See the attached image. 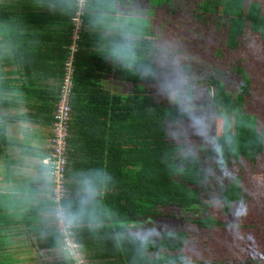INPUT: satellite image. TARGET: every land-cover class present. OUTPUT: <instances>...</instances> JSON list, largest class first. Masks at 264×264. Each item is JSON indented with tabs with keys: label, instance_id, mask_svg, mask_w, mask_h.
<instances>
[{
	"label": "trees",
	"instance_id": "1",
	"mask_svg": "<svg viewBox=\"0 0 264 264\" xmlns=\"http://www.w3.org/2000/svg\"><path fill=\"white\" fill-rule=\"evenodd\" d=\"M77 1L0 0V148L13 144L8 124L27 116L12 111L29 107L37 110L38 114H33L36 119L44 115L46 124L53 121L72 59L68 151L70 154L76 137L94 140L102 151L100 156L104 154L100 169L102 164L106 172L104 208L100 206L105 221L89 231V242L76 234L83 252H96L88 257L91 264H252L243 257L230 261L225 253L229 245L251 255L257 245L264 244V193H257L262 184L264 189V179L256 183V195L247 190L239 173L227 179L223 170L224 177H218L216 183L210 161L204 157L218 159L222 169L247 158L264 160V117L250 114L246 95L229 93L226 85L213 80L206 85L207 91L213 92L210 105L217 114H226L225 124L229 125L226 133L211 140L217 159L212 156L214 150L204 147L201 140L182 142L176 136L196 130L198 116L182 105L168 106L158 99L160 88L151 83L159 67L149 57L150 48L145 50L144 43L137 42V49L124 53L120 65L91 54V15L98 11L94 0H87L78 50L72 52ZM223 4L231 48L248 25L264 34L260 1L247 5L245 0H225ZM198 9L205 12L211 8L200 3ZM133 56L138 60L128 65ZM116 72L131 83L126 94L112 93L102 83ZM33 100L35 104L28 103ZM3 110L10 113L3 114ZM65 205L69 216L67 199ZM198 207L202 214L194 213ZM3 224L0 203V231ZM28 224L31 227L32 221ZM243 229L246 235L241 234ZM199 230L213 237L196 240ZM233 232L229 241L219 242L217 235ZM47 233L45 247L61 245L57 230ZM0 264H5L1 253Z\"/></svg>",
	"mask_w": 264,
	"mask_h": 264
},
{
	"label": "rangeland",
	"instance_id": "2",
	"mask_svg": "<svg viewBox=\"0 0 264 264\" xmlns=\"http://www.w3.org/2000/svg\"><path fill=\"white\" fill-rule=\"evenodd\" d=\"M131 1L132 12H136L131 23L136 25V28H133L132 32L127 35L129 49L125 53L137 49V42L144 43L145 50L150 48L149 57L159 67L154 73L156 79L151 83L160 88L157 94L158 99L161 98L162 102L168 106L182 105L198 116L196 121H199V124L196 130L176 137L182 142H189L192 139L201 140L206 143L204 147L214 150L212 156L217 159L218 155L211 140L226 133L229 125L225 124L226 114H217L210 105L213 92L209 93L206 85H211L213 80H219L226 85L229 93H243L246 95V108L250 114L264 117V34L256 33L252 25H248L245 34L237 40L236 47L231 48L228 44V21L221 8L225 5L223 4L225 0ZM251 1L256 0H245L247 5ZM257 1L264 6V0ZM163 3L164 7H157ZM200 3L209 6L210 11L200 12L198 9ZM262 9L264 14V8ZM158 15L159 20H156ZM136 60L138 58L133 56L129 58V61L127 60V63L130 65ZM116 75H120L119 72H116ZM155 85H151L152 90ZM110 87L116 94L122 95L128 92L131 83L116 82ZM245 89H248L249 93L245 92ZM262 130L264 134L263 124L261 125ZM17 133H19L18 129L13 128L12 138L18 139ZM208 139L210 142H207ZM209 158L204 157L206 161L211 162L208 163L216 183L218 177H224L222 176L224 171L227 179L230 174L239 173L247 190L256 195L255 185L259 180L264 179L263 159L260 158V161L256 162L247 158L244 161L233 162L232 166L222 169L217 163L218 159L214 161ZM262 189L257 193L262 195L264 193ZM262 198L264 201V195ZM199 212L202 214L203 209L195 208L194 213ZM15 229L14 232L17 233L19 228L15 227ZM240 232L243 235L247 233L244 229ZM233 234L234 232L225 236L221 233L217 235V238L219 242L224 243L229 241ZM210 237L213 235L202 233L199 230V235L195 238L196 240H207ZM192 250L195 249L192 248ZM244 252L227 245L225 256L230 261H238L243 257L250 259L252 264H264L263 243L250 252L252 255L247 251ZM35 259L40 260L37 257ZM240 263L243 262L240 261Z\"/></svg>",
	"mask_w": 264,
	"mask_h": 264
},
{
	"label": "crops",
	"instance_id": "3",
	"mask_svg": "<svg viewBox=\"0 0 264 264\" xmlns=\"http://www.w3.org/2000/svg\"><path fill=\"white\" fill-rule=\"evenodd\" d=\"M131 2L94 0L98 11L91 15V54L103 56L114 65L125 61L123 56L129 49L127 35L136 28L131 23L136 14L135 11L132 12ZM122 81L121 75L113 73L102 83L115 93L111 84ZM28 103L35 104V100ZM56 106L57 104L54 106L53 121L49 125L46 124L44 115L39 119L34 117L38 114L37 110L29 107L16 109V113L19 111L21 115L27 116L32 114V117L26 116L25 120L9 123L8 136L13 144L0 148V203L4 222L0 231V253L5 264H70L62 240L61 245L55 248L45 247L49 236L47 232L52 228L56 230V218L52 203V180L47 168L41 164V159L49 151ZM15 112L12 111L16 114ZM8 113L10 112L3 110V114ZM13 128L18 129V139L11 136ZM72 144L67 167V206L75 236L78 233L82 240L89 242V231L99 228L105 221L103 210H100V206L104 208L107 188L106 172L105 169L102 170V164L100 169L104 154L100 156L102 151L94 140L86 141L76 137ZM29 221H32L31 227ZM15 227L19 228L17 233L14 232ZM31 228L33 237L30 236ZM91 254L95 255L96 252H84L90 264L92 262L88 257ZM36 257L40 260L35 259Z\"/></svg>",
	"mask_w": 264,
	"mask_h": 264
},
{
	"label": "built area",
	"instance_id": "4",
	"mask_svg": "<svg viewBox=\"0 0 264 264\" xmlns=\"http://www.w3.org/2000/svg\"><path fill=\"white\" fill-rule=\"evenodd\" d=\"M87 0L77 1V11L72 19L74 25L72 52L78 50V42L84 27ZM73 63L68 62L63 80L61 95L54 113L52 137L47 154L41 159V164L47 168L52 180V201L55 206L56 230L62 238L66 257L70 264H90L77 241L74 226L71 223L65 201L68 197L67 167H68V139L69 127L73 108L71 97L73 94Z\"/></svg>",
	"mask_w": 264,
	"mask_h": 264
}]
</instances>
